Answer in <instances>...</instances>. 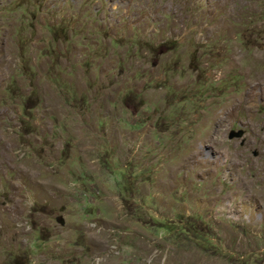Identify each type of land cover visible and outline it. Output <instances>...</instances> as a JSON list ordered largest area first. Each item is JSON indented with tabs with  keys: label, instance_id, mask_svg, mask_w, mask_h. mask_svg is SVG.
I'll list each match as a JSON object with an SVG mask.
<instances>
[{
	"label": "rangeland",
	"instance_id": "obj_1",
	"mask_svg": "<svg viewBox=\"0 0 264 264\" xmlns=\"http://www.w3.org/2000/svg\"><path fill=\"white\" fill-rule=\"evenodd\" d=\"M0 264H264V0H0Z\"/></svg>",
	"mask_w": 264,
	"mask_h": 264
},
{
	"label": "water",
	"instance_id": "obj_2",
	"mask_svg": "<svg viewBox=\"0 0 264 264\" xmlns=\"http://www.w3.org/2000/svg\"><path fill=\"white\" fill-rule=\"evenodd\" d=\"M242 136H243L242 130H238V131L231 130L227 135L229 140L240 139L242 138Z\"/></svg>",
	"mask_w": 264,
	"mask_h": 264
}]
</instances>
